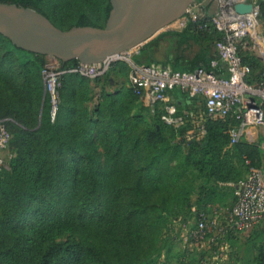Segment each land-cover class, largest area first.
I'll list each match as a JSON object with an SVG mask.
<instances>
[{"label": "trees", "instance_id": "1", "mask_svg": "<svg viewBox=\"0 0 264 264\" xmlns=\"http://www.w3.org/2000/svg\"><path fill=\"white\" fill-rule=\"evenodd\" d=\"M0 3L33 9L60 29L102 27L94 18L106 22L110 11L109 0ZM259 14L264 20V0ZM187 31H195L194 26L178 34L182 42ZM213 33L200 37L215 44L221 33ZM0 43L14 48L1 35ZM14 50L27 60L19 65V82L0 85V119L11 120L14 151L9 169L0 171V264H172L153 243L161 214L172 205L190 207L192 195L198 211H211L217 190L234 195L233 185L259 168L257 146L233 140L237 122L232 117L209 118L205 136L190 137L187 112L202 102L178 89L166 94L167 104L184 120L176 127L160 119L158 107L152 113L156 121L148 122L138 110L140 95L130 85L101 95L98 107L91 110V81L79 72H66L56 89L58 103L51 121L50 96L41 74L45 57ZM215 58L202 53L188 69L171 67L180 72L208 70ZM132 60L150 63V57L146 63ZM2 61L0 83L8 75ZM256 62L243 58L247 65ZM61 64L64 69L79 66L76 61ZM234 159L240 161L239 172L234 171ZM198 179L205 185L196 187ZM212 179L218 182L214 187L207 184ZM220 183L232 187L221 188ZM253 249L252 264H264V236Z\"/></svg>", "mask_w": 264, "mask_h": 264}, {"label": "built area", "instance_id": "2", "mask_svg": "<svg viewBox=\"0 0 264 264\" xmlns=\"http://www.w3.org/2000/svg\"><path fill=\"white\" fill-rule=\"evenodd\" d=\"M215 9L212 12L211 23L221 33V38L216 43V58L211 61L208 70L197 68L189 72L174 71L172 67L149 63L133 64L129 72V85L134 87L137 94L144 97L145 104L154 113L158 107L161 111L160 119L174 126H180L183 118L177 114L174 105L167 104V92L178 89L190 98L199 99L201 105L190 109L187 116L190 119V137L202 139L205 134L204 123L207 119L225 120L234 118L237 127L231 131L234 141L241 139L245 132L252 130L262 131L264 148V69L258 74V79L250 75V70L243 63L241 48L252 44L253 49H259L264 55V38L258 33L259 2L258 0H209ZM237 4H249L251 10L240 14L235 10ZM192 20L196 16H191ZM207 27V23L205 24ZM106 63L83 66L100 68ZM108 65V64H107ZM75 71L83 72L76 68ZM221 72V76L216 74ZM46 90L53 102L51 120L55 116V87L54 73L44 72ZM10 119H0V171L9 169L12 159L10 143L12 133L8 123ZM234 187V202L227 207H212L221 211L225 229L235 232L245 229H264V171L254 169L245 179ZM205 213L200 218L194 231L190 232L191 241L201 244L213 240L215 235L207 229L204 220Z\"/></svg>", "mask_w": 264, "mask_h": 264}, {"label": "rangeland", "instance_id": "3", "mask_svg": "<svg viewBox=\"0 0 264 264\" xmlns=\"http://www.w3.org/2000/svg\"><path fill=\"white\" fill-rule=\"evenodd\" d=\"M261 1L263 0H258L259 3ZM214 9L215 7L213 3L209 0H195L184 16L161 29L143 46L131 50L126 55L120 57V59L115 60L109 65H101L100 68H82V65L79 64L78 68L82 69V73L75 71L76 67L74 69H64L61 62L58 60L44 56L45 63L41 68V74L45 83V91L48 94L46 90V78L44 76L46 74H44V72L54 73L56 77V109L58 103L56 89L59 86L61 75L66 72H79L91 81V101L88 103V107L92 110L95 107H98L101 95H110L116 90L129 87L128 77L131 68L130 66L131 63L135 64L131 56L135 52L141 51V48L148 47L150 49V63H156L168 67L176 64L183 70L188 69L189 63L194 61L196 57L202 53L216 57V43L219 39L213 44L210 41V38L206 39L200 37L201 33L211 32L214 34L213 32L217 31L214 27L209 26ZM83 10L87 15L94 18L90 9L84 8ZM191 16H196V18L192 20ZM94 23L102 26L105 24L102 17L94 18ZM206 23L207 27L205 26ZM258 24V33L264 38V20L261 18L260 14ZM190 25L194 26L195 31H187L183 39L184 42H182V36H178V34H184L185 30ZM5 52H7V54H4ZM241 56H243L242 58L244 59L257 60L253 65L254 67L252 64H250L251 66L244 64L249 67L250 75L253 78L258 76L264 67V55L262 51L259 49H253L252 44H247L241 48ZM1 58H3V71L6 68L8 75L7 80L1 82L0 85L7 88L9 84L8 80L13 83L20 81L21 75L19 65L26 61L27 57L20 52L15 51L14 48L9 45L0 43V59ZM3 71H1V74H3ZM95 81H98V83ZM49 100L51 105V116L54 105L52 99L50 98ZM138 104V110L142 111L143 116L148 122L156 121V117L148 110L143 96H140ZM261 132L260 129L258 131L252 130L251 133L253 135L250 136V131H247L238 142L242 141L257 146L260 159L259 168L257 170L264 171V148L261 146V143L263 142ZM98 151L102 152V148L98 147ZM11 153L13 156L14 151L12 150ZM234 161V171L239 172L240 161L238 159H234ZM248 174L243 175L242 178L245 179ZM204 183V179H198L196 187L205 185ZM208 183L214 187L218 182L212 179L210 182L208 181L207 184ZM218 185H220L221 188L232 187V185H227L226 183H220ZM233 197V193L228 189L217 190L213 198L215 204L214 207L230 206L233 203ZM198 210L196 195H192L190 207L180 208L177 205H172L165 211V213L161 214L159 219V230L154 236L153 243L162 255H168V259H170L172 264H177L181 260L186 261L188 264H201L203 261L205 264H252L255 253L253 246L258 240H261L262 236H264V230L260 228H250L235 232L232 235H227L228 232L225 229L223 215L221 211L216 208L205 212L204 217L207 229L212 230L211 233L215 235L216 241L211 244L209 242L211 234H208L206 237L208 238L207 240H203L201 244H195L191 241L190 232L194 231L200 218V214L203 213V211L200 212ZM64 237L65 236L63 235L59 239H63ZM192 259L198 260V263Z\"/></svg>", "mask_w": 264, "mask_h": 264}, {"label": "water", "instance_id": "4", "mask_svg": "<svg viewBox=\"0 0 264 264\" xmlns=\"http://www.w3.org/2000/svg\"><path fill=\"white\" fill-rule=\"evenodd\" d=\"M195 0H109L102 27L60 29L41 13L19 5L0 3V35L19 50L83 66L111 64L143 46L157 32L187 13ZM237 13L251 5H235Z\"/></svg>", "mask_w": 264, "mask_h": 264}, {"label": "crops", "instance_id": "5", "mask_svg": "<svg viewBox=\"0 0 264 264\" xmlns=\"http://www.w3.org/2000/svg\"><path fill=\"white\" fill-rule=\"evenodd\" d=\"M150 49L148 47L141 48V51L135 52L131 57H136L139 61V63H146L148 60V57H150ZM219 76H221V72H217Z\"/></svg>", "mask_w": 264, "mask_h": 264}, {"label": "bare ground", "instance_id": "6", "mask_svg": "<svg viewBox=\"0 0 264 264\" xmlns=\"http://www.w3.org/2000/svg\"><path fill=\"white\" fill-rule=\"evenodd\" d=\"M130 52V51H129ZM106 64H107V62H105ZM103 64V63H102ZM97 65H99V64H97Z\"/></svg>", "mask_w": 264, "mask_h": 264}]
</instances>
